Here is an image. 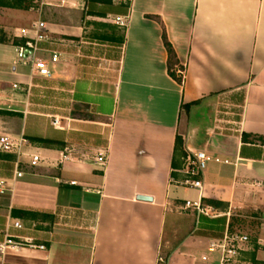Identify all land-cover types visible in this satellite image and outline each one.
<instances>
[{"label": "crops", "instance_id": "obj_1", "mask_svg": "<svg viewBox=\"0 0 264 264\" xmlns=\"http://www.w3.org/2000/svg\"><path fill=\"white\" fill-rule=\"evenodd\" d=\"M35 2L28 39L37 22L46 30L34 58L60 61L41 77L0 54V136L27 141L0 152V245L9 235L45 249L8 250L3 264H221L226 235L248 237L227 264H264V0ZM0 28V45L26 40ZM177 138L186 156L229 163L210 162L201 190L180 186ZM99 153L105 167L83 158Z\"/></svg>", "mask_w": 264, "mask_h": 264}, {"label": "built area", "instance_id": "obj_2", "mask_svg": "<svg viewBox=\"0 0 264 264\" xmlns=\"http://www.w3.org/2000/svg\"><path fill=\"white\" fill-rule=\"evenodd\" d=\"M115 23L121 27H125L127 24L122 18H117ZM33 29L35 31V35L33 39L29 38V31L26 29L20 30V38L26 39L24 43H21L15 47V54H16V62L18 63H30L32 67V71L41 77H50L51 72L49 69L50 64H57L60 61V56L57 53H53L50 60L47 62L45 60H36L34 58V53L38 51V44L45 40L44 32L46 30V24L44 22H37L33 25ZM14 90H20V86L15 84L13 85ZM66 121L70 122L69 119ZM68 124H63L62 119L60 118H53L52 126L57 130H67L69 128ZM27 141L24 138H12L10 136H0V152H12L16 151L18 155L21 152V146L26 144ZM83 158L89 159L92 161L94 165L99 167H105L107 164V155L105 153H99L96 157H89L84 155ZM40 157L33 156L32 157V164L35 166L39 163ZM70 161V157L68 155H63L61 163ZM210 162L216 163H229L227 160L222 161L220 158L213 157L205 152H195L191 155L186 156L183 158V163L181 169L178 171L182 175V179L177 181L176 183L183 187H189L201 190L202 184L197 178L205 170ZM21 172H17L16 177H22ZM75 185V182H72ZM7 183L4 181H0V190L4 191ZM255 186L264 188V184L261 182H257ZM187 207H194L197 209L199 213L204 214L205 210L202 207L201 202H187ZM14 227L17 229H22V225L19 222L14 224ZM19 239V238H17ZM247 236H238V235H226L223 241V244L220 246L222 251V258L221 264L230 263L237 255V249L235 244L237 242H247ZM35 240L32 238H25L19 241H15L12 236H7L6 241L0 245V257H3L8 250H15L18 247L29 246L31 248H37L40 250H44L45 246H38L35 243ZM215 247L212 246L211 250H214ZM0 264H3V261L0 258Z\"/></svg>", "mask_w": 264, "mask_h": 264}, {"label": "trees", "instance_id": "obj_3", "mask_svg": "<svg viewBox=\"0 0 264 264\" xmlns=\"http://www.w3.org/2000/svg\"><path fill=\"white\" fill-rule=\"evenodd\" d=\"M39 7L38 3L35 2V0H0V8H10V9H17V10H23V11H29V10H34ZM163 43L165 46V49L168 54V61H167V69L168 73L171 78H173L177 83L182 85L183 83V77L182 75H178L184 72V67L180 65V62L177 58V54L175 50L173 49V46L170 44L166 33H163L162 36ZM10 41V38H8L7 34L0 28V43L6 44ZM14 45H19L21 43H24V40H14ZM185 108L189 106H184ZM31 141H35L38 143H42L45 145L50 144L51 142L49 140H42V139H32ZM34 143V142H33ZM176 148L177 151L180 150L182 153L183 157H186V154L182 152V140L181 138H177L176 141ZM212 203V202H211Z\"/></svg>", "mask_w": 264, "mask_h": 264}, {"label": "rangeland", "instance_id": "obj_4", "mask_svg": "<svg viewBox=\"0 0 264 264\" xmlns=\"http://www.w3.org/2000/svg\"><path fill=\"white\" fill-rule=\"evenodd\" d=\"M0 14V25H3L8 29H12L13 34L17 31L19 33L21 29L31 31L33 22L39 19V14L36 10L23 11L2 8L0 9ZM14 49L15 47L11 44H7V46L0 45V54H2L5 57V60L10 64H12L15 57ZM171 216L172 214L168 213L166 224H170Z\"/></svg>", "mask_w": 264, "mask_h": 264}]
</instances>
